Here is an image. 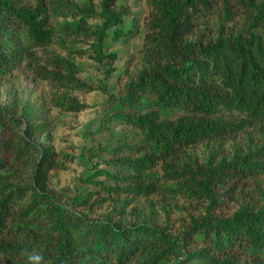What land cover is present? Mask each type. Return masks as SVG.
<instances>
[{"label": "rangeland", "instance_id": "obj_1", "mask_svg": "<svg viewBox=\"0 0 264 264\" xmlns=\"http://www.w3.org/2000/svg\"><path fill=\"white\" fill-rule=\"evenodd\" d=\"M46 8L43 20L53 37L36 46L24 26L7 22L0 45L11 59L0 69V109L19 118L28 138L52 151L51 167L36 179L35 157L0 170V183L43 193L27 215L13 208L0 242L14 249L2 264H117L106 241L110 228L147 224L160 247L134 255L139 264H264V252L228 239L220 221L264 209V171L221 177L214 171L264 144V123L232 112L204 116L165 106L153 93L128 88L152 69H180L196 50L217 37L255 38L264 43V24L247 0H210L187 11V29L168 38L158 22L157 0H12ZM260 0H253L259 5ZM60 76V78L54 77ZM153 113L160 122L221 119L239 128L162 153L145 130L126 116ZM152 156L153 165L136 179L125 160ZM261 161L264 162V159ZM150 185L139 193L134 186ZM26 200L22 201L25 205Z\"/></svg>", "mask_w": 264, "mask_h": 264}, {"label": "trees", "instance_id": "obj_2", "mask_svg": "<svg viewBox=\"0 0 264 264\" xmlns=\"http://www.w3.org/2000/svg\"><path fill=\"white\" fill-rule=\"evenodd\" d=\"M72 9H80L74 2L64 0ZM258 13L256 21L264 24V0L259 5L247 0ZM210 0H157L158 24L165 29L168 38H178L187 29V11L199 5L210 6ZM46 8L41 4L34 7L17 6L12 0H0V35L7 22L24 26L28 41L36 46L49 43L53 31L43 20ZM10 46L0 45V69L11 59ZM60 78V76L54 75ZM61 79V78H60ZM150 92L165 106L191 109L212 116L218 111L232 112L244 116L251 122L264 123V43L252 38L245 40L217 37L208 45L199 47L195 56L180 69L155 68L149 74H141L137 83L129 85V98L136 91ZM128 123L145 130L147 137L155 141L162 153L171 154L177 148L189 146L197 141L221 136L239 128V124L221 119L184 120L177 124L160 122L153 113L126 116ZM19 118L10 116L0 109V170L35 157L32 164L34 179L51 167L54 153L28 138L27 128ZM264 144L244 157H234L227 164H219L214 171L221 177H240L264 171ZM125 162L137 174L153 165L152 156H140ZM139 193L151 191L150 185L134 186ZM43 193L28 191L22 187L0 183V234L6 229L5 217L13 208L27 216L43 201ZM26 200L25 205L22 204ZM228 239L244 242L264 252V209L255 214L239 212L232 219L220 221ZM106 241L115 254L117 264L127 262L134 255L151 253L160 247L156 231L147 224L112 227L106 233ZM14 247L0 242V254ZM158 255L139 264H155ZM0 264H2L0 262ZM217 264H235L225 261Z\"/></svg>", "mask_w": 264, "mask_h": 264}, {"label": "clouds", "instance_id": "obj_3", "mask_svg": "<svg viewBox=\"0 0 264 264\" xmlns=\"http://www.w3.org/2000/svg\"><path fill=\"white\" fill-rule=\"evenodd\" d=\"M27 259H28V264H34V262L39 260L40 258L33 254H28Z\"/></svg>", "mask_w": 264, "mask_h": 264}]
</instances>
